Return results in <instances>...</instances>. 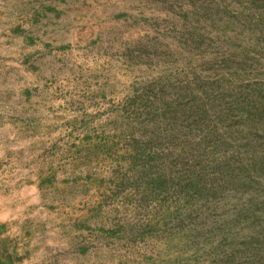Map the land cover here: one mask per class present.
Returning a JSON list of instances; mask_svg holds the SVG:
<instances>
[{"label":"rangeland","instance_id":"1","mask_svg":"<svg viewBox=\"0 0 264 264\" xmlns=\"http://www.w3.org/2000/svg\"><path fill=\"white\" fill-rule=\"evenodd\" d=\"M49 4L28 32L64 56L0 98V264H264L245 244L264 236V170L239 172L264 153L256 11Z\"/></svg>","mask_w":264,"mask_h":264},{"label":"crops","instance_id":"2","mask_svg":"<svg viewBox=\"0 0 264 264\" xmlns=\"http://www.w3.org/2000/svg\"><path fill=\"white\" fill-rule=\"evenodd\" d=\"M27 1L32 5L24 9L22 4L12 7L11 0H6L8 8H5L0 0V98L3 100L25 99L31 91V77L42 68L48 69L51 60L64 56L60 53L65 51L64 47L50 45L49 33L41 32L39 44L36 41L39 37L28 32L33 31L39 21L48 20L49 12L53 10L49 0Z\"/></svg>","mask_w":264,"mask_h":264},{"label":"trees","instance_id":"3","mask_svg":"<svg viewBox=\"0 0 264 264\" xmlns=\"http://www.w3.org/2000/svg\"><path fill=\"white\" fill-rule=\"evenodd\" d=\"M237 2H241V3L245 2L247 10L251 9V10L256 11V13L259 16L256 17L253 15L254 18H256V20L254 22H252L250 19H248L251 21V22H249V24L252 25L254 28H257L260 32L264 31V16H263L264 15V0H237ZM258 103H259L258 107H260V108L258 109L259 112L257 113V118L261 119V118H264V103L263 102H258ZM263 154H261L258 159L254 160V162L251 164V167H252L251 170H244V169L241 170V168L239 167V169H240L239 172L243 174V173L249 172V171H254V172H257L260 170L263 171L264 170V155ZM260 187H261V185H260ZM260 205H261V207H260L261 209L259 211H264V200L261 201ZM246 214H247V212L241 213L242 218H243V215H246ZM254 221H257V220L254 219L252 222H254ZM249 243H258V244L262 245V248H264V236H263V238L255 239V238H252L250 235V241L245 242V244H249Z\"/></svg>","mask_w":264,"mask_h":264}]
</instances>
